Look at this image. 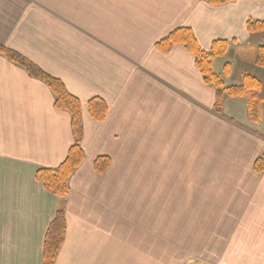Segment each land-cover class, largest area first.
I'll use <instances>...</instances> for the list:
<instances>
[{
    "label": "crops",
    "instance_id": "0c3cea01",
    "mask_svg": "<svg viewBox=\"0 0 264 264\" xmlns=\"http://www.w3.org/2000/svg\"><path fill=\"white\" fill-rule=\"evenodd\" d=\"M248 20L264 21V0H0V45L80 101L85 156L64 200L36 180L67 159L71 116L0 55V264H42L59 209L56 264H264V107L256 124L243 100L226 97L217 114L195 57L156 47L187 28L204 51L215 41L230 43L227 55L256 51L263 34ZM94 98L107 104L103 122ZM100 157L111 162L102 174Z\"/></svg>",
    "mask_w": 264,
    "mask_h": 264
},
{
    "label": "trees",
    "instance_id": "16d2710c",
    "mask_svg": "<svg viewBox=\"0 0 264 264\" xmlns=\"http://www.w3.org/2000/svg\"><path fill=\"white\" fill-rule=\"evenodd\" d=\"M203 1L212 7H221L234 2V0ZM247 30L251 35L264 33V21L248 20ZM176 45L185 47L195 57L196 66L201 72L204 82L215 89V112L217 114L223 115L226 97L241 99L246 101L251 122L259 123L263 108V98L260 95L262 82L251 75H245L240 85L227 86L225 79L231 74V64L224 65L222 74L215 71L217 60L227 56L229 52L230 43L228 41H215L209 51H204L190 29L179 28L161 40L156 47L160 52L168 53ZM0 55L25 69L31 78L45 83L55 99V109L68 112L71 116V128L75 143L70 149L67 159L56 169H43L36 173V180L43 184L48 192L59 197L60 200H64L69 194V180L85 158L82 149L81 103L67 91L60 80L47 75L17 52L0 45ZM255 55L256 67L264 69V46L256 48ZM88 109L91 117L97 122H103L107 118L108 107L101 99H91L88 103ZM262 161L263 159L257 161L255 166L257 171L262 170ZM94 167L96 172L102 174L111 167V162L108 158L100 157L95 161ZM65 236V212L59 209L45 235L42 264H56Z\"/></svg>",
    "mask_w": 264,
    "mask_h": 264
},
{
    "label": "rangeland",
    "instance_id": "374dc122",
    "mask_svg": "<svg viewBox=\"0 0 264 264\" xmlns=\"http://www.w3.org/2000/svg\"><path fill=\"white\" fill-rule=\"evenodd\" d=\"M261 34H263V37L260 38L261 40L259 41H260V44H264V33H261ZM253 45L251 43V45L248 46L249 48L247 47L244 49H238L237 52L232 51L231 54L217 60L215 64V71L218 74H222L225 63L229 62L231 64L232 69H233V74H232V77H230L229 79L227 78L225 79L227 86L239 85L242 82V78L244 74H252L251 76L253 75L257 76L258 77L257 79H259L262 82V90H261V95H262L264 91V70H258L259 68H256V70H253V69H250L249 67V63L252 60H254L256 56L255 47ZM240 61H243V63H245L246 66L244 68H240L239 66ZM238 100H241V99H238ZM262 106L264 107V100H263ZM43 248H44V245H43ZM181 264H197V263L194 261H184V262L181 261ZM199 264H204V263L200 262Z\"/></svg>",
    "mask_w": 264,
    "mask_h": 264
}]
</instances>
